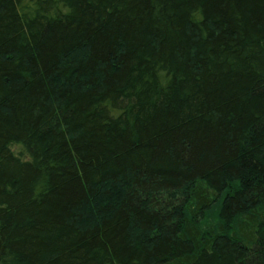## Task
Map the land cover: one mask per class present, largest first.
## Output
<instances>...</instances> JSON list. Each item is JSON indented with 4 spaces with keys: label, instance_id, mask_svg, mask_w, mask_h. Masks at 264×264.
Segmentation results:
<instances>
[{
    "label": "trees",
    "instance_id": "1",
    "mask_svg": "<svg viewBox=\"0 0 264 264\" xmlns=\"http://www.w3.org/2000/svg\"><path fill=\"white\" fill-rule=\"evenodd\" d=\"M0 264H264V0H0Z\"/></svg>",
    "mask_w": 264,
    "mask_h": 264
}]
</instances>
